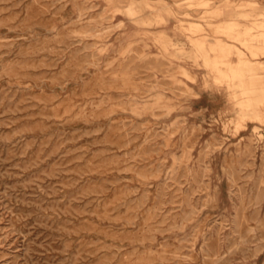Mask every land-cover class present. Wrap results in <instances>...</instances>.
<instances>
[{"label": "rangeland", "instance_id": "374dc122", "mask_svg": "<svg viewBox=\"0 0 264 264\" xmlns=\"http://www.w3.org/2000/svg\"><path fill=\"white\" fill-rule=\"evenodd\" d=\"M0 264H264V5L0 0Z\"/></svg>", "mask_w": 264, "mask_h": 264}, {"label": "crops", "instance_id": "0c3cea01", "mask_svg": "<svg viewBox=\"0 0 264 264\" xmlns=\"http://www.w3.org/2000/svg\"><path fill=\"white\" fill-rule=\"evenodd\" d=\"M246 2V1H249V0H238V2ZM253 1H256V2H258L259 4H261V5H264V0H253Z\"/></svg>", "mask_w": 264, "mask_h": 264}]
</instances>
